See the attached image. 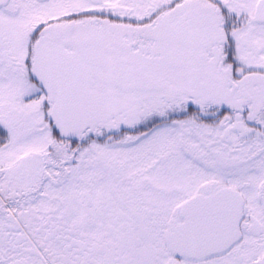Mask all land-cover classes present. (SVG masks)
Segmentation results:
<instances>
[{
  "label": "snow or ice",
  "instance_id": "6c2138e0",
  "mask_svg": "<svg viewBox=\"0 0 264 264\" xmlns=\"http://www.w3.org/2000/svg\"><path fill=\"white\" fill-rule=\"evenodd\" d=\"M0 264H264V0H0Z\"/></svg>",
  "mask_w": 264,
  "mask_h": 264
}]
</instances>
